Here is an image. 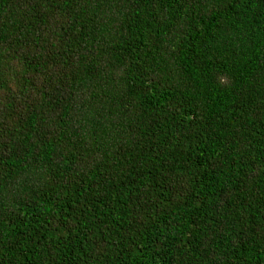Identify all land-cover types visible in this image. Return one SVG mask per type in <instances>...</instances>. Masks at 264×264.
<instances>
[{"label": "trees", "instance_id": "16d2710c", "mask_svg": "<svg viewBox=\"0 0 264 264\" xmlns=\"http://www.w3.org/2000/svg\"><path fill=\"white\" fill-rule=\"evenodd\" d=\"M0 264H264V0H0Z\"/></svg>", "mask_w": 264, "mask_h": 264}]
</instances>
